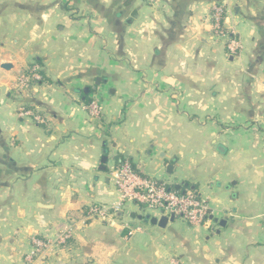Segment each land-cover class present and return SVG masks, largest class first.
Listing matches in <instances>:
<instances>
[{
	"label": "crops",
	"instance_id": "0c3cea01",
	"mask_svg": "<svg viewBox=\"0 0 264 264\" xmlns=\"http://www.w3.org/2000/svg\"><path fill=\"white\" fill-rule=\"evenodd\" d=\"M214 6L241 41L235 58ZM36 63L41 82L22 87ZM98 79L99 119L84 94ZM125 160L208 199L212 223L137 219L129 237L124 211L82 218L120 202L110 168ZM71 219V245L28 263L33 237ZM0 264H264V0H0Z\"/></svg>",
	"mask_w": 264,
	"mask_h": 264
},
{
	"label": "built area",
	"instance_id": "2783aa9c",
	"mask_svg": "<svg viewBox=\"0 0 264 264\" xmlns=\"http://www.w3.org/2000/svg\"><path fill=\"white\" fill-rule=\"evenodd\" d=\"M147 5L154 6L160 0H143ZM224 9L214 6L212 12L214 36L225 41L226 51L229 56H239L242 44L233 34L227 31L223 24ZM41 68L35 64L27 74H21L19 83L24 88L32 84L37 85L42 80ZM86 109L93 118L99 119L103 115V107L100 97L94 93L90 96ZM21 115L33 118L38 124H44L45 120L36 115L30 109H21ZM110 181L120 192L121 200L118 204L92 205L81 210V216L85 220L114 219L122 213L127 203L136 205L141 215H149L151 218L175 216L192 226L210 225L212 223L213 211L209 200L200 196L195 190L188 189L185 192L175 189L174 183L169 181H158L143 177L137 173L135 167L128 160L120 161L110 168ZM68 227L63 230L54 240L35 236L32 239L33 249L26 255L28 263L37 259L45 258L49 253L56 250H64L71 245L76 222L70 220ZM129 237H133L141 231L139 225L128 222L125 226Z\"/></svg>",
	"mask_w": 264,
	"mask_h": 264
},
{
	"label": "water",
	"instance_id": "95a60500",
	"mask_svg": "<svg viewBox=\"0 0 264 264\" xmlns=\"http://www.w3.org/2000/svg\"><path fill=\"white\" fill-rule=\"evenodd\" d=\"M136 17H137V13L132 15V18H136ZM13 67L14 66L12 64H9V63L2 65V68L5 70H11V69H13ZM100 85H101V81H100V79H98V81L96 82V85L92 89L87 88L84 90V94L89 95L91 93V90H95ZM106 154H107V152H105V155L103 156L102 161H101V165H102L101 171H103V172H105L107 170L106 165H107L108 159H109ZM167 168H168V173L171 174L173 167L171 165H169V166H167ZM46 208H48V207H46ZM131 218L132 219L137 218L138 220H143L147 223H150V225L159 227L161 229H165L169 223H173L176 219L175 216H171L170 218L165 216V217H161L160 219H157V218H151L149 215L143 216V215H136L135 213H133L131 215ZM225 222H226L225 220L221 222L222 227L225 226Z\"/></svg>",
	"mask_w": 264,
	"mask_h": 264
},
{
	"label": "rangeland",
	"instance_id": "374dc122",
	"mask_svg": "<svg viewBox=\"0 0 264 264\" xmlns=\"http://www.w3.org/2000/svg\"><path fill=\"white\" fill-rule=\"evenodd\" d=\"M36 65L39 66L38 63H36ZM40 68H41V67H40ZM158 180H159V179H158ZM127 206H130V207L133 206V207H135L134 204H131V203H127L126 207H127ZM135 208H136V207H135ZM124 212H126L124 216L127 217V220H128V221H131V220H132V219H131V214H128V213H127V209H126V208H125ZM131 223H132V222H131ZM133 223L136 224V225H138V224H137V218H135V222H133ZM138 223H139V222H138ZM139 224H140V223H139ZM189 226H191V225H189ZM170 227H172L173 229H176V230H179L180 228H181L182 230H186L187 227H188V224H187V223H183L182 220H180V219H177V220H175V221L171 224ZM138 234H139V232L136 233L133 237H135V236L138 235ZM179 259H181V257L178 258V260H179Z\"/></svg>",
	"mask_w": 264,
	"mask_h": 264
},
{
	"label": "trees",
	"instance_id": "16d2710c",
	"mask_svg": "<svg viewBox=\"0 0 264 264\" xmlns=\"http://www.w3.org/2000/svg\"><path fill=\"white\" fill-rule=\"evenodd\" d=\"M92 89V88H91ZM94 92V90H91V93L89 94V95H86V96H90V95H92V93ZM94 94V93H93ZM90 98V97H89ZM90 100V99H89Z\"/></svg>",
	"mask_w": 264,
	"mask_h": 264
}]
</instances>
